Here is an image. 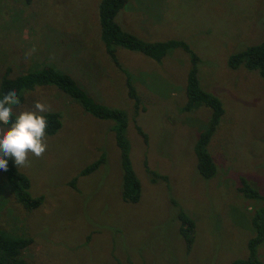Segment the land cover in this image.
I'll return each mask as SVG.
<instances>
[{"label":"rangeland","instance_id":"obj_1","mask_svg":"<svg viewBox=\"0 0 264 264\" xmlns=\"http://www.w3.org/2000/svg\"><path fill=\"white\" fill-rule=\"evenodd\" d=\"M98 2L0 0V80L48 66L69 75L93 102L122 111L138 201L120 198L112 122L92 117L54 86H36L20 93L14 113L40 101L50 106L46 113H58L60 128L45 135V153L30 154L28 166L8 161L27 178L29 196L42 201L25 210L0 172V231L31 239L22 252L30 264L244 260L261 202L236 188L243 179L264 196V81L256 71L229 69L226 61L262 39L264 0H126L114 18L142 41H182L198 57V86L222 106L206 146L215 173L206 179L196 171L193 148L209 110L181 111L188 55L174 48L156 62L113 47L116 66L99 37ZM127 80L138 98L135 117ZM100 156L93 172L77 177ZM178 212L193 221L190 248L178 233ZM255 251L264 264V241Z\"/></svg>","mask_w":264,"mask_h":264},{"label":"trees","instance_id":"obj_2","mask_svg":"<svg viewBox=\"0 0 264 264\" xmlns=\"http://www.w3.org/2000/svg\"><path fill=\"white\" fill-rule=\"evenodd\" d=\"M30 0H24L26 4ZM126 0H99L97 4V22L99 27V37L104 46L105 53L111 58L112 62L118 66L113 54V47H120L128 51L137 52L144 57L158 62L167 51L179 48L188 55L190 67L186 74L184 85L185 102L181 111L188 113L193 109L205 107L209 110V116L205 122V129L201 131L194 144V154L196 160V171L204 179L210 178L215 173V166L210 154L206 151V146L210 135L222 115V106L217 98L204 92L198 86L197 68L198 57L182 41L167 40L162 42H145L136 36L124 32L114 21L115 15L124 6ZM263 36L260 42L245 49L231 54L226 61L229 69L242 67L248 71H256L264 81V23L262 24ZM123 72V71H122ZM124 73V72H123ZM129 80L125 82L127 97L133 102L134 117L136 116L139 104L134 89L129 85ZM51 85L65 94L69 99L78 104L82 110L92 117L100 120L112 122V134L114 144L119 152V163L121 169V190L120 198L124 203H136L139 198V182L135 177L128 160V144L124 138L126 127L125 114L118 109L107 108L101 104L93 102L82 89H80L73 79L51 67L42 66L40 69L29 71L14 78L3 77L0 80V96L9 89H15L19 95L22 91H30L34 87ZM48 121L45 135H53L60 128L59 115L55 112L44 113ZM15 116H13V120ZM133 119V118H132ZM0 127H8L0 125ZM136 132L142 136L139 127L135 126ZM103 162V156L91 162L78 172L77 177L88 175L93 172ZM4 175L10 194L14 200L25 210H33L39 207L42 198L30 197L28 194V180L19 173L8 161L7 171L0 170ZM148 174H151L146 169ZM74 181V180H73ZM237 191L243 197L250 200H258L260 206L255 210L251 217L250 224L253 229V236L246 243L247 256L244 260H236L230 264H262L255 255L256 248L264 241V196L252 189L243 179L240 180ZM179 222L178 233L185 241L187 248L192 244L194 224L193 221L182 212L177 213ZM31 244L28 237H11L0 231V264H30L26 261L22 252Z\"/></svg>","mask_w":264,"mask_h":264},{"label":"clouds","instance_id":"obj_3","mask_svg":"<svg viewBox=\"0 0 264 264\" xmlns=\"http://www.w3.org/2000/svg\"><path fill=\"white\" fill-rule=\"evenodd\" d=\"M19 104L15 89L0 96V125L8 126L0 128V170L7 171L8 158L18 167L28 166L30 154L40 158L47 149L45 130L48 121L44 113L50 111V106L34 101L32 109L14 113V107Z\"/></svg>","mask_w":264,"mask_h":264}]
</instances>
